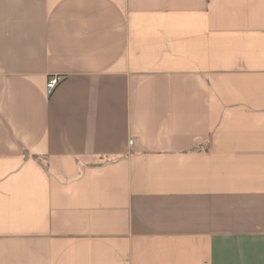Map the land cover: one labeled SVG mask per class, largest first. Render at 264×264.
I'll use <instances>...</instances> for the list:
<instances>
[{
    "label": "crops",
    "instance_id": "1",
    "mask_svg": "<svg viewBox=\"0 0 264 264\" xmlns=\"http://www.w3.org/2000/svg\"><path fill=\"white\" fill-rule=\"evenodd\" d=\"M0 264H264V0H0Z\"/></svg>",
    "mask_w": 264,
    "mask_h": 264
},
{
    "label": "built area",
    "instance_id": "2",
    "mask_svg": "<svg viewBox=\"0 0 264 264\" xmlns=\"http://www.w3.org/2000/svg\"><path fill=\"white\" fill-rule=\"evenodd\" d=\"M58 82H59V78H57V77H53L52 79L49 80V82L47 84V90H48L49 94L53 92V90L57 86ZM132 143H133V141H131V144Z\"/></svg>",
    "mask_w": 264,
    "mask_h": 264
}]
</instances>
